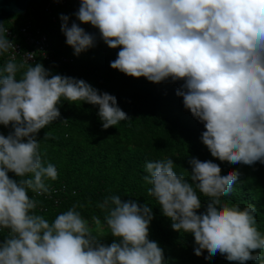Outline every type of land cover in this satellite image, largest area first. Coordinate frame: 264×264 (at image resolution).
I'll use <instances>...</instances> for the list:
<instances>
[{"label": "clouds", "instance_id": "clouds-1", "mask_svg": "<svg viewBox=\"0 0 264 264\" xmlns=\"http://www.w3.org/2000/svg\"><path fill=\"white\" fill-rule=\"evenodd\" d=\"M76 16L97 28L108 47L120 48L113 69L154 83L185 81L177 95L204 124L201 139L213 157L231 164L264 163V0H81ZM60 18L75 54L94 46L93 34L77 23L69 27L67 15ZM5 32L0 25V55L15 48ZM14 60L0 68V124L14 129L7 137L0 134V229L9 230L0 242V264H165L163 249L149 239L154 216L147 203L119 195L98 203L119 241L110 246L99 243L77 211L83 205H73L52 222L35 214L37 202L28 191L50 193L45 180L58 177L56 167L42 159L36 137L60 118L62 98L98 105L104 129L129 117L115 96L84 80L52 75L42 63ZM190 163L192 183L177 175L171 158L146 161L148 196L175 231L194 235L197 256L207 250L206 259L220 254L230 262L264 264L255 206L241 209L221 201L240 173L221 175L212 161ZM197 190L210 198L202 214ZM93 220L100 225L99 218Z\"/></svg>", "mask_w": 264, "mask_h": 264}, {"label": "trees", "instance_id": "trees-1", "mask_svg": "<svg viewBox=\"0 0 264 264\" xmlns=\"http://www.w3.org/2000/svg\"><path fill=\"white\" fill-rule=\"evenodd\" d=\"M80 5L81 0H69L52 16L40 18L44 25L38 26V29L51 43L48 58L39 56L32 64L22 59L16 63H25L26 66L42 63L52 75L84 80L101 94L107 92L115 96L117 105L127 113L129 119L104 129L98 115V105L84 101L72 103L62 98L58 105L60 118L41 129L36 137L40 141L42 159L56 167L58 177L54 181L45 180L50 186V193L40 195L28 191L29 197L37 202L33 211L52 222L73 205H83L77 211L87 221L99 243L110 246L119 241L111 235L106 224V212L97 205L108 196L119 195L124 201L132 200L141 206L147 203L152 208L154 219L149 226V239L163 249L165 264H239L228 261L220 254L206 259L207 250H203L200 256L195 254L197 245L194 235L175 231L171 227L172 221L163 215L155 198L148 196L151 185L143 179L147 175L145 163L171 158L174 171L189 183H192L190 161L193 158L218 164L222 169L221 175H227L229 171L239 172V180L228 195L221 197V201L239 204L241 209L249 204L254 205L256 226L261 234H264V163L258 161L251 166L231 164L213 157L201 139L206 131L204 124L186 109L183 97L177 95L185 81L169 78L154 83L145 77L135 78L113 69L111 62L117 58L120 48L108 47L97 28L77 19ZM62 14L69 17V27L77 23L87 33L94 35L93 47L75 54L62 31ZM18 18L21 17H12L7 20L11 23L6 21L4 26L16 30L18 27L15 26L26 23ZM17 42L24 45L21 36ZM1 63L0 60V68ZM22 72L23 69L17 73V79ZM8 126L9 129H6L7 126L0 124V134L5 137L14 131L12 125ZM46 133H50L51 138L45 139ZM8 175L11 179H20L15 173L9 172ZM197 195L202 204L198 214H202L210 198L199 190ZM93 217L99 218V226ZM8 234L9 230L0 229V242ZM260 255L264 260V251ZM246 264L261 262L250 260Z\"/></svg>", "mask_w": 264, "mask_h": 264}, {"label": "built area", "instance_id": "built-area-1", "mask_svg": "<svg viewBox=\"0 0 264 264\" xmlns=\"http://www.w3.org/2000/svg\"><path fill=\"white\" fill-rule=\"evenodd\" d=\"M68 1L69 0H43L42 4L38 6L40 7L39 9H36L34 6L28 10L23 20L26 23L15 26V28L18 27L16 30L4 26L6 29L5 36L13 42L15 48L0 55L2 68L12 57L15 58L14 62L22 59L28 64L35 63L39 56L48 58V53L51 50V43L47 36L42 34L38 29V26L44 25V21L40 20V18L45 15L52 16L56 9L65 7ZM53 21L55 22V19ZM20 36L24 39V45L17 42ZM28 53H32L31 58H29ZM6 129H9V126H7Z\"/></svg>", "mask_w": 264, "mask_h": 264}, {"label": "water", "instance_id": "water-1", "mask_svg": "<svg viewBox=\"0 0 264 264\" xmlns=\"http://www.w3.org/2000/svg\"><path fill=\"white\" fill-rule=\"evenodd\" d=\"M43 0H0V25L14 16L24 18L31 6H40Z\"/></svg>", "mask_w": 264, "mask_h": 264}, {"label": "rangeland", "instance_id": "rangeland-1", "mask_svg": "<svg viewBox=\"0 0 264 264\" xmlns=\"http://www.w3.org/2000/svg\"><path fill=\"white\" fill-rule=\"evenodd\" d=\"M18 19H19V21L21 22V21H23L22 19H24V18H18ZM8 22L11 23V21H7L6 23H8ZM6 23H5V24H6Z\"/></svg>", "mask_w": 264, "mask_h": 264}]
</instances>
